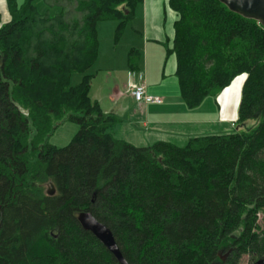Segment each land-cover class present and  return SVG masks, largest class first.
<instances>
[{"label": "trees", "instance_id": "16d2710c", "mask_svg": "<svg viewBox=\"0 0 264 264\" xmlns=\"http://www.w3.org/2000/svg\"><path fill=\"white\" fill-rule=\"evenodd\" d=\"M142 1L44 0L60 8L51 16L34 0H5L0 264H121L81 227L83 211L111 229L129 264L264 260V26L220 0H169L178 19L167 55L176 57L182 101L197 108L245 75L238 130L193 137L184 147H136L114 137L119 117L90 91L98 24L117 21L119 39ZM140 59L129 51L130 71H141ZM67 120L78 132L65 147L50 144Z\"/></svg>", "mask_w": 264, "mask_h": 264}, {"label": "crops", "instance_id": "0c3cea01", "mask_svg": "<svg viewBox=\"0 0 264 264\" xmlns=\"http://www.w3.org/2000/svg\"><path fill=\"white\" fill-rule=\"evenodd\" d=\"M178 14L169 0H143L136 7L131 26L139 41L141 72L150 94L161 96V104L137 103L128 92V54L111 67L96 86L93 78L91 91L106 113H114L119 121L112 129L115 138L136 147H148L157 142H169L184 147L190 138L224 134L237 129L239 105L246 77H237L218 94L207 97L200 106L190 109L180 97L176 77L177 61L168 56L174 38V23ZM105 106V107H104ZM184 145V146H182Z\"/></svg>", "mask_w": 264, "mask_h": 264}, {"label": "rangeland", "instance_id": "374dc122", "mask_svg": "<svg viewBox=\"0 0 264 264\" xmlns=\"http://www.w3.org/2000/svg\"><path fill=\"white\" fill-rule=\"evenodd\" d=\"M17 1L19 4H22L25 0H17ZM34 4L38 12L41 14L48 13L51 16H55L60 11V8L58 7H49L44 2V0H34ZM0 14L2 15L3 19L5 20L9 19L5 0H0ZM137 24L138 23H135V21L133 20L130 21L125 27V30L119 39H116L117 21L105 20V21H101L98 24L97 30H98V39H99V54H98V59L92 68V72H94L96 76L95 78L96 86L98 85L99 82H101V79L105 75V73L107 71H110V69H112L111 67H115L116 64L120 62L121 58L125 57L129 49L133 45L137 46L134 49L140 50V47L138 45H139V41H141L142 38L138 33L134 32L133 29H131L132 25L137 26ZM79 80H80V75L76 74L74 77V83L79 82ZM90 96L93 100L96 98L95 90L92 93H90ZM256 122L257 121L255 120H251L248 126L250 128H253L256 126ZM78 130H79V124L77 122L67 120L54 130V132L48 139L49 143L57 147H65L70 143V141L78 132ZM246 130L247 128H243L242 131H246ZM234 131H237L236 127H233V131H230L229 133H232ZM258 222L260 226L264 227V213H260ZM239 264H258V261L257 263H255V260L254 259L252 260V257L249 254H244L241 256Z\"/></svg>", "mask_w": 264, "mask_h": 264}, {"label": "water", "instance_id": "95a60500", "mask_svg": "<svg viewBox=\"0 0 264 264\" xmlns=\"http://www.w3.org/2000/svg\"><path fill=\"white\" fill-rule=\"evenodd\" d=\"M230 10L242 15L245 18L258 21L264 26V0H220ZM56 187L53 182L47 185V194L54 195ZM78 221L81 227L92 233L121 264H129L121 252L111 229L100 222L91 212L83 211L78 215ZM225 257H222L224 259ZM258 264H264V260L258 261Z\"/></svg>", "mask_w": 264, "mask_h": 264}, {"label": "built area", "instance_id": "2783aa9c", "mask_svg": "<svg viewBox=\"0 0 264 264\" xmlns=\"http://www.w3.org/2000/svg\"><path fill=\"white\" fill-rule=\"evenodd\" d=\"M127 88L129 94L137 103H154L161 104L164 99L161 96L150 94L147 90V85L144 80L143 73L130 71L128 74Z\"/></svg>", "mask_w": 264, "mask_h": 264}]
</instances>
